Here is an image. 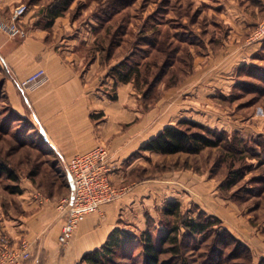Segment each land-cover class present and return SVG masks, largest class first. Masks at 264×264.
Here are the masks:
<instances>
[{
    "label": "rangeland",
    "instance_id": "1",
    "mask_svg": "<svg viewBox=\"0 0 264 264\" xmlns=\"http://www.w3.org/2000/svg\"><path fill=\"white\" fill-rule=\"evenodd\" d=\"M20 4L27 11L14 20ZM52 8L63 10L54 21ZM15 24L25 34L12 35ZM37 30L58 51L81 56L85 68L96 63L112 98L125 83L120 69L133 72L127 83L148 111L174 117L173 125L193 120L209 129L195 130L222 139L197 154L137 153L143 163L132 177L156 187L120 227L137 238L151 232L164 250L160 264H264V0H0L6 38ZM15 92L0 60V160L18 178L0 176V215L19 212L20 199L36 191L71 192L64 162L34 119L16 110ZM171 202L180 215L166 214ZM190 218L210 228L193 234ZM176 234L177 242L161 244ZM125 250L111 264H145L141 241Z\"/></svg>",
    "mask_w": 264,
    "mask_h": 264
},
{
    "label": "crops",
    "instance_id": "2",
    "mask_svg": "<svg viewBox=\"0 0 264 264\" xmlns=\"http://www.w3.org/2000/svg\"><path fill=\"white\" fill-rule=\"evenodd\" d=\"M45 35L37 30L20 41L0 31V60L19 91L13 96L16 110L30 115L42 128L45 144L65 167L75 155L107 145L113 167L110 177L115 185L126 187V192L99 212L90 213L72 241L62 246L58 238L65 214L58 205L69 194L45 197L36 191L20 199L19 212L0 215V244L5 239L16 246L28 241L30 256L24 264H77L85 253L101 247L116 227L127 226L134 211L139 214L144 200L150 199L145 196L151 195L155 182L132 177L143 163L136 154L156 155L142 146L175 119L159 111L154 114L155 109L148 111L132 83L119 84L118 97L112 98L111 86L101 84L96 63L85 68L81 56L58 51ZM40 68L46 71L45 81L21 88L20 82Z\"/></svg>",
    "mask_w": 264,
    "mask_h": 264
},
{
    "label": "built area",
    "instance_id": "3",
    "mask_svg": "<svg viewBox=\"0 0 264 264\" xmlns=\"http://www.w3.org/2000/svg\"><path fill=\"white\" fill-rule=\"evenodd\" d=\"M27 11L26 4L18 5L13 11L14 20ZM25 34L18 26H12V35ZM47 77L43 68L25 78L20 86L24 90L41 85ZM111 152L107 145L100 144L93 149L75 155L66 165V173L71 185L70 194L64 198L58 208L65 214V222L59 235V243L67 246L76 229L90 213L99 212L105 204L121 198L125 187L115 185L110 177L113 167L110 165ZM31 244L23 240L14 245L5 239L0 244V264H24L30 256Z\"/></svg>",
    "mask_w": 264,
    "mask_h": 264
},
{
    "label": "trees",
    "instance_id": "4",
    "mask_svg": "<svg viewBox=\"0 0 264 264\" xmlns=\"http://www.w3.org/2000/svg\"><path fill=\"white\" fill-rule=\"evenodd\" d=\"M63 10L60 8H52L50 10L51 21H54L57 17L62 15ZM120 69L119 66L113 68V70ZM133 72L127 73L120 69L118 73V81L129 82L133 78ZM197 128H205V126L199 124L190 119H181L175 125L166 126L156 136L151 138L145 145L142 146V150L156 152L160 154H175V153H191L197 154L207 147H216L220 145L222 139H214L209 134H205L201 131L195 130ZM6 174L9 178L17 180V176L14 174L10 166L0 160V176ZM17 191V190H15ZM165 212L168 215H180V205L176 202H171L165 208ZM186 227L189 232L205 233L210 228L209 223L201 219L196 220L190 218L186 221ZM180 227L175 231H179ZM177 242L178 234L172 238L168 236H161L160 242L163 245L169 241ZM137 241H141L145 251V264H160V257L163 253V249L157 247L153 240L151 232L146 231L142 233L141 238H137L132 232L125 228L116 227L108 236L106 242L99 248L93 251L87 252L83 255L81 260L77 264H111L114 263L116 258L120 255V252L129 253L125 250L128 243L135 244Z\"/></svg>",
    "mask_w": 264,
    "mask_h": 264
}]
</instances>
